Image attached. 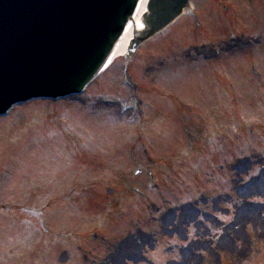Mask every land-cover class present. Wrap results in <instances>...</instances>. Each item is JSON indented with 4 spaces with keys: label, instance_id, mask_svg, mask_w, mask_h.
<instances>
[{
    "label": "rangeland",
    "instance_id": "1",
    "mask_svg": "<svg viewBox=\"0 0 264 264\" xmlns=\"http://www.w3.org/2000/svg\"><path fill=\"white\" fill-rule=\"evenodd\" d=\"M245 1L221 0L233 9V20H225L217 4H198L202 31L184 20L143 46L131 70L138 87L119 58L85 103L29 104L0 120V264H264V184L259 194L234 193L246 181H264V164L258 162V177L247 178L243 167L234 170L240 163L228 161L242 149L231 132L235 103L239 122L243 114L261 116L257 128L264 130V95L247 74L253 64L264 74V43L248 65L242 49L251 36H263V15H253ZM245 13L260 26L250 25ZM220 47L227 52L217 65ZM101 93L109 103L97 101ZM138 131L135 146L131 133ZM218 140L227 143L226 152ZM219 149L226 169L216 178ZM131 187L141 188L142 198ZM185 187L192 189L189 198ZM66 188L89 189L45 208L70 192ZM19 205L45 210L44 233L37 223L18 221L34 217L14 214ZM245 208L258 216L246 218Z\"/></svg>",
    "mask_w": 264,
    "mask_h": 264
},
{
    "label": "water",
    "instance_id": "2",
    "mask_svg": "<svg viewBox=\"0 0 264 264\" xmlns=\"http://www.w3.org/2000/svg\"><path fill=\"white\" fill-rule=\"evenodd\" d=\"M159 2H155V10H159V12L155 15V21L153 24V29L152 32H150L151 34L156 31L159 30L162 26L166 25L168 22H170L179 12V6L181 5V2H172V1H168V0H158ZM161 1L163 3H161ZM88 6H92L94 2H92V0H87ZM122 3V0L116 4L117 7H115V9H118L120 4ZM98 7H96L97 9ZM94 7H92L90 9V12L93 11ZM105 13V15L109 14L108 10L103 11ZM102 11L99 9L98 10V15H102ZM116 14L114 12L111 13V17L115 16ZM110 17V18H111ZM83 33V32H82ZM81 33V34H82ZM83 36H85V34H83ZM80 38V37H79ZM83 37H81L82 39ZM54 46H58L57 42L54 41ZM91 53H97L95 52L93 49L87 51V50H82V49H77V51L71 52L72 57H77V58H81L82 56H85L87 58H90ZM68 53L66 52H62L60 51L59 48H54V54L50 56V60L45 64V66H37L36 68H33L32 71H30L32 74L30 76V74L28 75V77H24V72L28 73L29 70L27 71L25 69V66H22V68L16 67L14 64H8L6 67L2 68L0 70V81H1V76L4 74H8L9 72V84H2L0 83V99L1 97H3V95L9 96V97H14L15 93H17L14 89H13V85L18 84V86H20L18 92L25 91L26 89H28L27 86H25L24 84H26L29 80H33V82H37L39 84L42 83V81L47 78L48 72L49 70L54 67V80L56 77L57 73V67H63L65 66L69 61V57H68ZM14 66L16 68H14ZM6 77V76H5ZM26 78H29L28 80H26ZM66 81H70V79H67ZM45 82V81H44ZM72 83H66L64 84L62 87L60 88H67L68 86H70ZM58 84H56L57 86Z\"/></svg>",
    "mask_w": 264,
    "mask_h": 264
},
{
    "label": "bare ground",
    "instance_id": "3",
    "mask_svg": "<svg viewBox=\"0 0 264 264\" xmlns=\"http://www.w3.org/2000/svg\"><path fill=\"white\" fill-rule=\"evenodd\" d=\"M146 3H147V0H139L138 1L136 10H135L133 16L131 17V19L129 20L124 32L122 33V35L117 40V42L113 48V51L109 56V59H108V62L106 63V65L112 63L118 57L122 56L125 53L127 45L129 43L131 37L133 36V34H135V32H137V30H139L141 28V17L145 12ZM12 111H14V109ZM9 115H8V117H9ZM257 190H258V188L254 189L253 191H257ZM248 217L251 218V212L250 211H249Z\"/></svg>",
    "mask_w": 264,
    "mask_h": 264
}]
</instances>
